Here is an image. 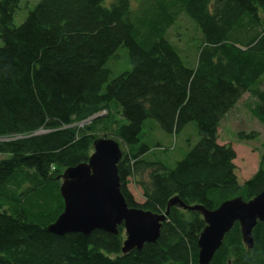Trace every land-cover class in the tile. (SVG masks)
Here are the masks:
<instances>
[{
  "label": "trees",
  "instance_id": "1",
  "mask_svg": "<svg viewBox=\"0 0 264 264\" xmlns=\"http://www.w3.org/2000/svg\"><path fill=\"white\" fill-rule=\"evenodd\" d=\"M21 4L0 0V264H200L205 221L178 205L155 243L127 253L123 225L88 235L48 227L64 210L62 174L105 135L120 143L130 207L164 213L178 197L213 210L263 191L264 153L241 182L218 130L246 92L264 125V0H38L17 25ZM181 14L201 35L193 65L167 38ZM122 47L130 68L112 76L107 63ZM150 118L173 135L193 122L199 139L171 165L143 140ZM253 238L249 249L236 222L208 264H264L263 222Z\"/></svg>",
  "mask_w": 264,
  "mask_h": 264
},
{
  "label": "water",
  "instance_id": "2",
  "mask_svg": "<svg viewBox=\"0 0 264 264\" xmlns=\"http://www.w3.org/2000/svg\"><path fill=\"white\" fill-rule=\"evenodd\" d=\"M98 116H92L89 121ZM121 158L120 143L101 137L94 141L93 153L87 162L64 171L60 187L64 210L49 225V231L58 235L79 232L88 235L95 230L118 234V226L123 225L126 238L122 251L127 253L141 250L146 243H155L171 206L178 205L200 212L205 221L198 238L200 264H208L213 259L236 222L240 224L244 244L249 249L254 246L253 229L259 221L264 223V189L248 201L241 197L229 199L213 210L199 204L188 205L174 197L164 213H156L130 207L126 202L118 172Z\"/></svg>",
  "mask_w": 264,
  "mask_h": 264
},
{
  "label": "rangeland",
  "instance_id": "3",
  "mask_svg": "<svg viewBox=\"0 0 264 264\" xmlns=\"http://www.w3.org/2000/svg\"><path fill=\"white\" fill-rule=\"evenodd\" d=\"M37 1L22 0L21 9L15 15L17 25L24 21ZM167 38L178 49L186 64L196 63L197 46L201 35L189 17L181 14L168 30ZM107 66L111 69L112 76L130 68L127 50L124 47L120 48L116 57H113ZM261 87L264 88V79ZM252 101L253 97L248 92L244 93L238 103L222 119L218 130L219 142L231 143L236 150L235 164L241 182L252 177L259 169L264 153V125L252 115L249 109ZM103 114L105 115V112ZM241 133L252 134L253 137L240 138ZM142 137L156 154L165 158L171 165L181 160L199 139L193 122L188 124L180 134L173 135L164 132L159 123L151 118L144 123ZM158 145H161V148H157ZM129 188L139 202L144 200L140 186L131 181Z\"/></svg>",
  "mask_w": 264,
  "mask_h": 264
}]
</instances>
